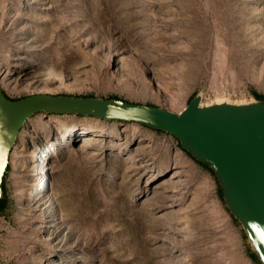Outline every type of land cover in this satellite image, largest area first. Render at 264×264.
I'll return each mask as SVG.
<instances>
[{"label": "rangeland", "instance_id": "1", "mask_svg": "<svg viewBox=\"0 0 264 264\" xmlns=\"http://www.w3.org/2000/svg\"><path fill=\"white\" fill-rule=\"evenodd\" d=\"M0 90L174 114L264 99V0H0ZM2 190L0 264H258L210 169L135 123L34 114Z\"/></svg>", "mask_w": 264, "mask_h": 264}, {"label": "water", "instance_id": "2", "mask_svg": "<svg viewBox=\"0 0 264 264\" xmlns=\"http://www.w3.org/2000/svg\"><path fill=\"white\" fill-rule=\"evenodd\" d=\"M199 96L178 114L117 100L35 96L8 100L0 90L2 179L19 131L37 113L74 114L135 123L175 138L215 176L222 200L241 226L258 264H264V101L202 105Z\"/></svg>", "mask_w": 264, "mask_h": 264}, {"label": "trees", "instance_id": "3", "mask_svg": "<svg viewBox=\"0 0 264 264\" xmlns=\"http://www.w3.org/2000/svg\"><path fill=\"white\" fill-rule=\"evenodd\" d=\"M255 99L256 100H260V101H263L264 99H261L260 97H258V96H256L255 97ZM206 167V166H205ZM1 189H2V184H1ZM219 192H220V190H219ZM2 195H3V190H2ZM3 208H4V203H3V197L0 199V212L3 210ZM252 258H253V260L256 262V263H258L257 262V260H256V258H255V256L252 254Z\"/></svg>", "mask_w": 264, "mask_h": 264}]
</instances>
